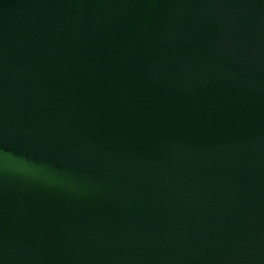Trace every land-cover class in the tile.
Returning <instances> with one entry per match:
<instances>
[{
    "label": "water",
    "instance_id": "obj_1",
    "mask_svg": "<svg viewBox=\"0 0 264 264\" xmlns=\"http://www.w3.org/2000/svg\"><path fill=\"white\" fill-rule=\"evenodd\" d=\"M0 264H264V0H0Z\"/></svg>",
    "mask_w": 264,
    "mask_h": 264
}]
</instances>
